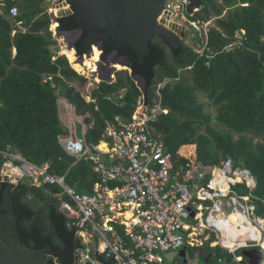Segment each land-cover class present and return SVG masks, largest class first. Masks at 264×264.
Here are the masks:
<instances>
[{
	"label": "trees",
	"instance_id": "trees-1",
	"mask_svg": "<svg viewBox=\"0 0 264 264\" xmlns=\"http://www.w3.org/2000/svg\"><path fill=\"white\" fill-rule=\"evenodd\" d=\"M45 2L6 0L0 6V205L11 183L2 180L8 160L4 151L20 153L39 165L49 163L52 174L65 175L67 184L79 191H92L99 181L93 162L68 154L59 141V136L69 131L60 119L61 96L75 106L78 115H87L85 140L93 149L103 139L109 121L120 118L131 122L140 99L153 103L158 84L168 79L160 90L162 105L169 111L159 114L150 126L172 153L176 166L196 159L220 165L232 157L236 166L250 169L257 180L253 201L258 205V214L264 216V0H222V4L201 0V10L189 8L187 14L192 20L206 23L214 18L206 46L199 35L197 41L195 38L197 46L179 38L177 48L154 35L150 39L151 52L143 63L133 47L116 49L115 59L124 58L144 77L146 92L129 70L123 69L116 72L114 82L102 81L95 86L91 94L95 102L87 101L76 84L83 87L88 79L78 71L86 73L88 67L90 73L99 70L101 49L94 44L93 57L84 56L81 61L77 52H87L84 33L75 41L76 50L65 42L63 52L67 58L61 56ZM14 5L20 9L15 22L26 31L17 28L13 35L15 23L10 10ZM57 23L63 31L80 27L75 13L58 18ZM238 30L248 40L240 47L229 48ZM56 34H60L58 29ZM197 47H204L203 53L197 52ZM113 50L105 42L104 53L109 55ZM119 65L125 66L112 64L116 68ZM202 94L216 108L215 113L206 108ZM239 187L241 193H248L245 185ZM61 189L50 184L37 187L26 178L14 184L18 229L30 247L51 246L46 256L51 264H78L86 244L60 209L64 199L58 196ZM216 240L212 235L207 242L211 258L206 264H243L227 249L211 246ZM97 257L105 264H114L105 254Z\"/></svg>",
	"mask_w": 264,
	"mask_h": 264
},
{
	"label": "built area",
	"instance_id": "built-area-1",
	"mask_svg": "<svg viewBox=\"0 0 264 264\" xmlns=\"http://www.w3.org/2000/svg\"><path fill=\"white\" fill-rule=\"evenodd\" d=\"M5 2L0 0L2 5ZM63 2L61 0L59 12L71 8L69 3L64 5ZM189 8L196 12L202 6L188 0H167L158 17L159 24L168 26L169 21H174L183 25L179 21L183 18L206 46L209 21L201 23L190 19ZM19 13L17 5L11 7L10 14L15 23L13 35L17 32L16 25L21 24L15 22ZM51 16L57 22L58 17ZM247 40L243 31L238 30L228 47H240ZM196 51L203 53L204 47H197ZM111 76L110 83L116 80L115 74ZM167 80L158 84L153 103L140 99L138 108L142 111L135 112L131 122L117 118L107 123L102 140L108 147L106 150L102 148V141L92 149L85 139L77 136L76 122L85 125L87 115H78L72 103L66 105L60 119L69 131L61 134L59 141L68 154L78 160L93 162V171L99 181L92 191H79L67 184L65 175L58 176L49 171V163L39 165L20 153L3 152L8 158L5 175L11 183H18L10 179L11 174L16 173L19 179L26 178L37 187L50 184L62 188L58 193L61 199L64 198L60 209L86 244L78 264H105L97 254H105L114 260V264H164L162 252L177 250L186 242L194 246L191 239L196 240L194 235L198 232L207 233L209 239L215 235L232 253L261 245L255 238L242 242L231 237L236 245L228 247L221 241L224 232L218 225L226 213L237 211L246 218L245 224L254 225L262 232L261 239L264 238V216L258 214V205L253 201L257 180L251 170L236 166L232 157L220 165H207L196 159L176 166L172 153L155 135L150 122L169 111L162 105L160 90ZM102 81L106 80L96 76L89 78L86 90L85 87L81 89L87 101H96L91 94ZM111 182L116 184L111 185ZM240 185H245L248 193H241Z\"/></svg>",
	"mask_w": 264,
	"mask_h": 264
},
{
	"label": "water",
	"instance_id": "water-1",
	"mask_svg": "<svg viewBox=\"0 0 264 264\" xmlns=\"http://www.w3.org/2000/svg\"><path fill=\"white\" fill-rule=\"evenodd\" d=\"M167 0H64L65 4L72 7L69 10L58 12L55 18L68 16L75 13V20L80 27L71 31L58 29L59 33L77 32L82 30L84 45L87 52L77 55L84 60L85 54L93 53V46L100 40H106L115 50L118 48L133 47L137 52L139 61L143 63L145 57L150 54V39L154 35H160L172 46H179V38L183 39L186 27L174 21H169L168 26L159 24L158 17L162 13ZM192 4H198L201 0H188ZM103 29V31H102ZM80 36V37H81ZM79 38V37H78ZM99 44V43H98ZM100 47V45H98ZM75 48V41L72 45ZM104 52V47H100ZM113 53V52H111ZM63 57L67 56L62 53ZM106 55L103 54V58ZM112 62H117L112 58ZM128 63V61H126ZM71 63V62H70ZM131 69V75L146 81L143 76ZM112 74H108L103 80H113ZM135 79V78H134ZM139 86V85H138ZM89 120L86 119L85 123ZM84 124L76 122V133L81 139H85ZM2 180H7L2 175ZM14 184L10 183L4 190V196L0 205V264H51L47 259V253L51 252V246L36 249L27 245L21 238L18 229V215L14 209L13 197ZM194 215V214H193ZM79 240H77V243ZM254 251V250H252ZM258 264V262H257Z\"/></svg>",
	"mask_w": 264,
	"mask_h": 264
},
{
	"label": "rangeland",
	"instance_id": "rangeland-1",
	"mask_svg": "<svg viewBox=\"0 0 264 264\" xmlns=\"http://www.w3.org/2000/svg\"><path fill=\"white\" fill-rule=\"evenodd\" d=\"M217 1L220 4H222V0H217ZM60 4H61V0H46V2H45V5L48 7L49 13L51 15H53V16H55V14H58V12L61 10ZM181 17H183V16H181ZM179 21L183 24V26L186 27V29H188L190 31L189 33H188V31L185 33L184 38H185L186 42L188 44L192 45V46H197L196 45V42H195V38H196V41H197V37H196L197 36V32H196V30L191 29L190 26H189V24L186 22L185 19L179 18ZM57 24L58 23L53 20V23L51 25V28L53 30V34H54L55 38L58 40V50H57V52L59 54H62V53H64L63 52V50H64L63 49V46H64L65 42L69 46L72 47V45H73L75 39L78 37V35H77L76 32H63V33H60L59 35H57L56 34V30H57L56 28H58V25ZM208 24H210L209 27H208L209 29H210V27L214 26L215 25L214 24V18L211 19L208 22ZM209 29H208V32H209ZM205 35H206V33H205ZM95 44H96L97 47H99L98 46L99 45L98 42H96ZM101 52H102V56H103L104 52L102 51V49H101ZM85 56H87L89 58L93 57L92 54L90 56L87 55V54H85ZM112 58L115 59V52L110 53L108 56H105L104 58L102 57L103 60L100 62L99 70L97 72H95V73H90L91 72V69L89 67H88L86 73H82V72H80L78 70L77 71L80 74L86 76L88 78L87 81L89 80L90 77L94 76L93 74L100 75V78H101V77L107 76L109 73L110 74H114L117 71L123 70V69L129 70V72L131 73V69L129 68V63H127L124 58L117 59V62L116 63L119 62L121 64H124L125 66L119 65V66H117V68L112 66V64L115 63V62H112ZM68 60H69V58H68ZM69 62H71V61L69 60ZM134 78L136 80L137 85H139L140 89L142 91H144V89H145V82H144V80H142L140 78H137L136 76H134ZM101 79L103 80L104 78H101ZM76 86L78 88H81V89L83 88V87H81L78 84H76ZM84 87H85V90H86V85ZM200 98H201L202 101L206 102V108L209 111H211L212 113H215L216 112V108L209 105V101H208V99H207V97L205 95L202 94ZM141 111H142L141 108H137V110H136V112H141ZM64 112H65V105L64 104H61V113H64ZM7 173H8V169L7 168H4V170L2 172V175H5ZM19 178H20L19 175L16 174V173L11 174V177H10L11 181L12 182H15V183L20 180ZM227 215L233 221L236 230H237V228L239 226L240 220L242 219L241 226L239 227V230H238V233H237V235L239 237L240 236V232H242L243 229L247 225V224H245L246 218L240 212H237V211H233L231 213H226L223 217H225ZM241 215H242V218H241ZM254 233L256 234L257 232H254ZM205 234H207V233H205ZM205 234H202V233H199L198 232L197 235H194L195 238H196V240L191 239V241L193 242L194 246H197V248H192L193 245L191 243H189V242H186L183 247H181V248H179L177 250H172V251H168V252H162V255H163L164 259H165V264H176L177 258H180V257L183 258V264H199V259L196 258V257L195 258H192L190 252H191L192 249H194L193 251L200 252L202 249L201 248H198V247H201L203 245H205V246L207 245V242H208L210 236H207ZM186 237H187V234H186ZM190 245H192V247ZM216 245L222 246L220 244L219 238H217V241L211 243V246H216ZM222 247L225 248V249H228V248H226L224 246H222ZM261 247L264 248L262 245H261ZM239 258H240V260L242 262H245V259H244L243 255H242V253L241 254L239 253ZM257 262H255V263H257ZM261 263H262V261H261ZM200 264H201V261H200Z\"/></svg>",
	"mask_w": 264,
	"mask_h": 264
},
{
	"label": "flooded vegetation",
	"instance_id": "flooded-vegetation-1",
	"mask_svg": "<svg viewBox=\"0 0 264 264\" xmlns=\"http://www.w3.org/2000/svg\"><path fill=\"white\" fill-rule=\"evenodd\" d=\"M71 7L73 8V6H71ZM76 33H77L78 37L80 38L82 30H78ZM78 37L75 39V41L79 39ZM105 42H107V41L106 40H100L98 43H99L100 47L105 48ZM112 52H115V54H116L115 49ZM198 248H201L202 250L200 252L193 251L194 249L191 250L190 253H191L192 258H195V257L198 258L199 264H200V261H201V264L208 263L210 258H211L210 257L211 253L209 252L208 248L205 245L198 247ZM252 250H254V251H252ZM263 250H264V248H262L261 245H259V244L241 248L240 251H242L241 253L245 259V262H243V264H257V263H255L257 261H258V264H260L261 261L264 260V251ZM180 258H177L176 264H183V258L182 257H180ZM238 259H236V261L239 263H242V261H239Z\"/></svg>",
	"mask_w": 264,
	"mask_h": 264
},
{
	"label": "bare ground",
	"instance_id": "bare-ground-1",
	"mask_svg": "<svg viewBox=\"0 0 264 264\" xmlns=\"http://www.w3.org/2000/svg\"><path fill=\"white\" fill-rule=\"evenodd\" d=\"M65 47H66V45L64 44V46H63L64 50L66 49ZM71 63L76 68V65L73 62H71ZM218 225L221 228V230L224 232L223 238H224V241L228 243L227 245H230V244L236 245L234 240L231 239V237L236 238V236L234 234L233 226H232L229 218L227 216L221 218V220L218 222ZM254 232H257V233L255 234ZM249 233H252L253 236L249 237L248 236ZM241 235H244L246 237V238L241 239L242 241L245 239H249V238H255L256 240L261 241L262 246L264 245V238L261 239L262 232L260 230H258L254 225H246V227L243 229V231L240 232L239 238H241ZM230 247H234V246H230Z\"/></svg>",
	"mask_w": 264,
	"mask_h": 264
},
{
	"label": "crops",
	"instance_id": "crops-1",
	"mask_svg": "<svg viewBox=\"0 0 264 264\" xmlns=\"http://www.w3.org/2000/svg\"><path fill=\"white\" fill-rule=\"evenodd\" d=\"M2 4H0V6H1ZM3 5H5V4H3ZM2 10L0 9V12H1ZM16 28H19V29H21V30H25L26 31V29L20 24V25H16ZM13 53L15 54L16 53V49L14 48V50H13ZM72 65V64H71ZM115 75H116V73H114ZM108 82V81H107ZM83 88H84V86H83ZM144 93V92H143ZM61 99H59V114L61 115V104H64L65 105V109H66V105L67 104H69L70 102L65 98V97H63V96H61L60 97ZM62 100V101H61ZM61 101V102H60ZM136 112V111H135ZM87 128H88V122L84 125V127H83V132H84V134H85V132H86V130H87ZM103 140V139H102ZM101 140V141H102ZM101 143V142H100ZM99 143V144H100ZM104 142L102 141V143H101V145H102V148L103 149H108V147H107V145L106 144H103ZM185 149V151H187L188 150V147H185L184 148ZM4 170V169H3ZM227 217L229 218V220H230V222H231V224H232V226H233V230H234V234H235V236H236V238L237 239H243V238H246L244 235H241V238H239L238 237V235H237V233H238V230H239V227L241 226V221H242V215H241V220H240V222H239V226H238V228H237V230H236V228H235V225H234V223H233V221L230 219V217L227 215ZM248 236L249 237H251V236H253L252 235V233H249L248 234ZM222 242H224L225 243V245L226 246H228V247H230V246H235V245H233V244H230V245H227L228 243L227 242H225L224 241V238H222V240H221ZM242 241V240H241ZM243 242V241H242ZM264 246V245H263ZM239 257V256H238ZM239 261H241L240 260V258L238 259ZM165 264V263H164Z\"/></svg>",
	"mask_w": 264,
	"mask_h": 264
},
{
	"label": "clouds",
	"instance_id": "clouds-1",
	"mask_svg": "<svg viewBox=\"0 0 264 264\" xmlns=\"http://www.w3.org/2000/svg\"><path fill=\"white\" fill-rule=\"evenodd\" d=\"M217 241V240H216ZM214 242V241H213ZM212 243V242H211ZM217 246V245H216ZM220 246V245H219ZM222 247V246H221ZM223 248V247H222ZM225 249V248H224ZM228 250V249H227ZM240 250V249H239ZM229 251V250H228ZM238 251V250H237ZM237 251L235 252V253H232V252H230V253H232L234 256H235V259H238L239 257H238V255H237ZM263 262H264V260L262 261V264H263Z\"/></svg>",
	"mask_w": 264,
	"mask_h": 264
}]
</instances>
